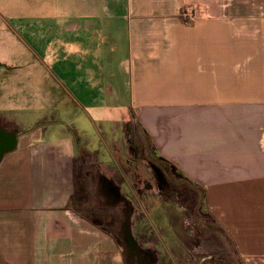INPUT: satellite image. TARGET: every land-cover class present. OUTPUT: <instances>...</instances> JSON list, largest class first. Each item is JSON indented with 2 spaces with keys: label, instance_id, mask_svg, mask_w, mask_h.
<instances>
[{
  "label": "crops",
  "instance_id": "obj_1",
  "mask_svg": "<svg viewBox=\"0 0 264 264\" xmlns=\"http://www.w3.org/2000/svg\"><path fill=\"white\" fill-rule=\"evenodd\" d=\"M135 124L264 264V0H0V264H127L93 174Z\"/></svg>",
  "mask_w": 264,
  "mask_h": 264
},
{
  "label": "rangeland",
  "instance_id": "obj_2",
  "mask_svg": "<svg viewBox=\"0 0 264 264\" xmlns=\"http://www.w3.org/2000/svg\"><path fill=\"white\" fill-rule=\"evenodd\" d=\"M132 133L129 154L119 162L123 173L113 167L93 174L97 182L110 180L125 198L126 205L106 202V210L120 220L117 240L127 264H245L210 215L204 189L159 156L140 128ZM107 191L99 183L97 207L105 205L98 197Z\"/></svg>",
  "mask_w": 264,
  "mask_h": 264
},
{
  "label": "trees",
  "instance_id": "obj_3",
  "mask_svg": "<svg viewBox=\"0 0 264 264\" xmlns=\"http://www.w3.org/2000/svg\"><path fill=\"white\" fill-rule=\"evenodd\" d=\"M134 127L136 129L137 124H135ZM98 182L100 183L101 186H103L104 188H106V190H108L107 191L108 194L112 197L110 199V204L111 205H115V204H118V203H125V205H126V201L124 200L125 198L122 195H120L117 187H115V185H113L110 180H107L106 178H104V177L101 176L99 178Z\"/></svg>",
  "mask_w": 264,
  "mask_h": 264
},
{
  "label": "water",
  "instance_id": "obj_4",
  "mask_svg": "<svg viewBox=\"0 0 264 264\" xmlns=\"http://www.w3.org/2000/svg\"><path fill=\"white\" fill-rule=\"evenodd\" d=\"M14 146V134L0 128V159L4 153L12 150Z\"/></svg>",
  "mask_w": 264,
  "mask_h": 264
},
{
  "label": "flooded vegetation",
  "instance_id": "obj_5",
  "mask_svg": "<svg viewBox=\"0 0 264 264\" xmlns=\"http://www.w3.org/2000/svg\"><path fill=\"white\" fill-rule=\"evenodd\" d=\"M154 170H155V172H157V176H158V178H159V180L161 181V174H160V171H159V169L158 168H156V167H154ZM162 182V181H161Z\"/></svg>",
  "mask_w": 264,
  "mask_h": 264
},
{
  "label": "bare ground",
  "instance_id": "obj_6",
  "mask_svg": "<svg viewBox=\"0 0 264 264\" xmlns=\"http://www.w3.org/2000/svg\"><path fill=\"white\" fill-rule=\"evenodd\" d=\"M125 106V105H124ZM82 134V133H81Z\"/></svg>",
  "mask_w": 264,
  "mask_h": 264
}]
</instances>
